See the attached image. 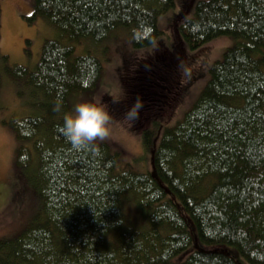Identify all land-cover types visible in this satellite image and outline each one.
<instances>
[{"label":"trees","instance_id":"16d2710c","mask_svg":"<svg viewBox=\"0 0 264 264\" xmlns=\"http://www.w3.org/2000/svg\"><path fill=\"white\" fill-rule=\"evenodd\" d=\"M174 6L33 0L25 19H46L58 36L45 40L33 68L9 65L4 54L0 65L26 87L32 106L8 124L17 140L16 169L38 206L19 233L0 237V264H239L218 250L190 251L181 208L203 244L227 243L249 264H264V0H197L193 15L179 23L181 42L194 51L218 36L237 42L211 64L197 101L174 125L161 121L165 104L181 94L172 76L184 58L172 50V64L143 63L144 90L113 101L124 114L142 97L130 129L143 151H152L151 170L121 164L107 141L77 148L60 132L70 98L97 88L102 75V61L75 55L72 44L105 42L123 26L132 47H151L163 33L159 17Z\"/></svg>","mask_w":264,"mask_h":264},{"label":"rangeland","instance_id":"374dc122","mask_svg":"<svg viewBox=\"0 0 264 264\" xmlns=\"http://www.w3.org/2000/svg\"><path fill=\"white\" fill-rule=\"evenodd\" d=\"M175 6L158 19L162 34L151 47L135 49L131 44L129 30L119 27L109 35L105 42L94 44L89 39L72 44L75 55L91 53L102 61L100 82L90 93L72 96L69 100L70 109L83 99L96 100L105 104L112 113L110 136L104 141L114 145L119 150V162H128L136 171L151 170L152 151H143L140 136L130 129L129 121L124 119L114 108V97L124 92V97L131 89H143L146 79L140 78L145 61L156 60L160 65L172 64L170 51L182 54L184 58L175 75L172 76L180 89L176 104L166 103L161 115L164 126L174 125L178 119L197 101L198 95L208 81V69L215 61L222 59L223 52L236 44L237 40L230 35L218 36L206 45L191 50L182 43L178 27L181 21L193 15L194 3L197 0H174ZM33 0H0V54L8 56L9 65H26L33 68L41 54L40 50L46 39H55L58 31L46 19L35 18L29 23L24 16L33 12ZM177 29V31H176ZM181 42V45H179ZM180 66H183V70ZM2 87L0 89V237L15 235L23 229L37 209L38 202L29 188L27 181L17 171L15 153L17 140L8 121L11 118L26 115L32 109L26 87L18 85L6 73L4 64L0 65ZM135 78L132 80V77ZM142 76V75H141ZM147 83V82H146ZM175 84V83H174ZM162 91H167L153 84ZM133 86V88L131 87ZM148 90L155 92V88ZM23 91L19 95L18 90ZM147 89V88H146ZM138 91V90H137ZM168 92V91H167ZM123 97V98H124ZM122 98V99H123ZM121 100V99H120ZM165 100V99H164ZM103 141V140H102ZM181 213L187 219L191 237L193 238L190 251L218 250L233 258L239 264H249L236 248L223 243L215 245L203 244L196 238V229L192 220L181 208ZM180 257H174L173 262Z\"/></svg>","mask_w":264,"mask_h":264},{"label":"clouds","instance_id":"9594fccd","mask_svg":"<svg viewBox=\"0 0 264 264\" xmlns=\"http://www.w3.org/2000/svg\"><path fill=\"white\" fill-rule=\"evenodd\" d=\"M180 67L183 70V66ZM123 97L124 92L113 99L119 101ZM143 105L142 97L137 96L124 112V119L134 124L140 117ZM55 110H61L59 104ZM112 119V113L105 104L96 100L83 99L76 102L70 110L63 112L60 132L72 146L85 147L96 140H104L110 136Z\"/></svg>","mask_w":264,"mask_h":264}]
</instances>
